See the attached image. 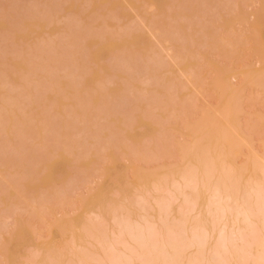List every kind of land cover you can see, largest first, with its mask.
<instances>
[{"label":"rangeland","instance_id":"374dc122","mask_svg":"<svg viewBox=\"0 0 264 264\" xmlns=\"http://www.w3.org/2000/svg\"><path fill=\"white\" fill-rule=\"evenodd\" d=\"M181 1L182 0H0V58L3 56L2 60H0V115H2L1 117L5 115L4 119H6V117L9 115L8 119H10V121L6 119L7 121L5 122V120L0 117L3 120L2 122L0 119V127H3L2 130H0L2 138L0 141V264H23L24 260L26 258L28 259L29 257L36 258H34L36 260L34 264H37L36 262L38 261H40V264H43L41 261L46 257V261L44 260V263L50 264L51 261H49L50 259L48 260L47 258L52 256H54L52 257L54 258V264H65L66 259L68 257L69 259L72 257L68 254L70 248H78L79 246L77 244L83 243L82 241H78V237L79 239L82 238L84 242L85 240L90 239V237H86V233H84L80 226L83 223L86 225L92 219L95 221L99 220V215L97 214L99 212V214L101 213L107 216L108 221L111 223V227L114 223H112L113 220H110L112 218L110 206L113 205V202L114 205L122 203H118L119 199L120 201H124L123 197H126L127 195V198L124 197L125 201H129L128 197L132 196L133 194V196L136 194L137 201L138 192L135 191L132 193L136 188H138V191H140L139 193L143 191L142 189L145 191L146 187V190L149 188V191L146 192V195L143 191V194L148 196L149 199H144H148V202H150L149 204H152L148 205L152 206L150 207L151 209H148V213L153 214L154 218L153 216L150 217L155 221H158L159 218L157 220L156 212L159 213V208L156 206V203L154 206L153 202L154 200L156 201V194L154 195V193L159 190V185H157V183H161L162 181H154L158 175H153L150 172L149 174L147 173L150 168H154V171L157 174L164 175L165 172L169 173L168 177L170 178L173 174L171 173L170 176V169H175L177 171V165L179 170L182 169L183 166H179L183 165L186 159L181 161L180 156L182 153L179 152L180 145L178 146L179 142L176 143V141L178 140L182 143H186V141L191 142V137H188L189 135H185L190 133L188 131L189 129L186 130V128L189 124H191V122L193 123L194 118L197 119L198 116L201 117L200 115L204 114L202 113L205 112L203 111L202 106L209 104L210 108L211 105L217 104L216 107L218 108V102L220 99H218V97H220V93L222 94V92H220L219 89L217 90L219 87L216 86V82L213 81L212 83L211 81L213 78L219 75L218 73V75L215 76V74H217L214 72L216 68V71L223 72V74H220L223 79L221 80L224 81V84L226 82L227 85L229 84L230 86V88H226V90L228 89L227 91L225 90L227 97H230L228 94L230 95V91L232 93V90L236 85L240 84V86H237L238 89L239 87L242 89V85L245 86L243 87L245 89L244 91H242L243 89L239 90L240 93L242 91L241 96L239 95L241 97V104L239 103V105L240 108L241 106L243 107V112H240L242 115L237 112V115L242 117H238L239 121H237L235 119V116L237 117V115L235 114V116H232L233 114H231L227 117V119L220 115V111L218 116L220 115L219 120H221V125H226L225 127H228L227 130H230L231 128V131L233 130L231 132L233 133V137H236L234 134L237 132L240 137H244L245 134L243 136L242 134L245 132L247 133L245 136L247 138H244L247 141H249L248 137L251 138L250 143H253L252 145L254 147L251 144L250 147L254 148L255 150L250 149L248 146L249 149L246 151L248 147L240 146L241 149H243V147L246 148L245 150H241L242 154L245 151L246 152L244 154L250 152V154H248L250 159L256 154L258 155L257 157L262 156L258 153L259 151L264 153V124H262V122L264 123V120L262 119V121L260 119L261 122L259 121V117H257L256 113L260 111H256L262 109L261 114L264 111V106H259L264 105L262 102L264 101V92H260L261 90L263 91L259 85L261 83H257L260 87V89H258L259 87L257 84L254 86V81L250 84V81L246 82L247 80L244 78L246 84L251 85L248 87L244 81H242L243 83H240L239 80L243 78L242 74H245L246 71L248 72L249 69V76L247 77L249 78L248 80H250V76H252V74V78H254L260 70L259 76H261V72L264 69V61L262 63L259 62L264 58L257 60L258 56L256 58V54L253 51V48L257 49L259 47L264 52V0H240V2L239 0H234L235 2L233 0H212V2L211 0H207L208 2L206 0H189L191 3L186 1L188 4L194 5H188L186 2H184L185 0H183L182 3H186L187 6L184 4L182 5ZM197 3L199 4L197 5ZM26 4H29L30 7L28 6L27 8ZM19 6L21 9L18 8ZM181 6L182 8L184 6V8L182 9ZM189 6L192 9L194 7L193 12L189 11L191 9L188 10ZM195 6H197V8ZM186 8L188 13L186 12ZM170 10L171 13H168ZM46 11L49 13V16L46 15L48 14ZM44 12H46V14ZM194 12H197V14H194ZM29 13H31V16ZM166 13L168 15H166ZM190 13L192 15L194 14V17H191L192 15ZM24 15L27 16L24 17ZM262 15L263 18L261 17ZM171 16L174 17L171 18ZM183 16L184 18L186 16V21L183 20ZM27 17L29 18L27 19ZM165 17L171 22H169ZM174 18L175 20L177 19V23H175L173 20ZM222 19L225 21H222ZM187 20H190L191 23ZM172 21L175 23V25H172L174 24ZM232 21L235 22H233L234 25L232 24ZM14 22H16V24H14ZM154 22H156V24H166H159L154 27ZM167 22L171 26L168 25ZM183 24L185 25V28H183ZM229 24L230 26H228ZM165 25L166 27L170 26L171 29H174L172 27H175L174 32L179 31L181 32V35L185 33L184 36L182 35L184 38L181 39L180 35L177 37L175 36V41L179 38L180 39L176 42L174 41V43L171 36H174L176 33L173 31L170 32L171 29H166V27H164ZM177 25L182 27L178 28ZM186 25L189 26L188 29ZM156 27H158V31L164 28L163 31H160L163 33H161L163 36L164 33L166 34L169 31L166 35L167 37L165 36L166 41L163 39L165 37L162 35L159 36L160 33L157 30H154ZM179 29L184 30L180 31ZM253 29H255L257 35L260 36L259 39L261 38V41H258L257 38L256 40L261 44L256 43L255 45V42L253 41L255 39L252 37L253 32L255 31H253ZM179 32L177 34H180ZM258 32L260 34H258ZM171 33L174 35H170ZM188 34L190 37H188ZM161 36L163 38H159ZM247 36L250 37L248 38ZM160 39L161 41L163 39L165 43L163 41V43L158 42V44L160 43L158 45L157 41ZM153 44L155 49L152 48ZM161 44H163V47H165L163 48ZM123 45H125V47H123ZM121 46L122 48L120 49ZM138 46L140 47L138 48ZM149 47H151V49ZM180 49H182V51ZM89 53H92L91 56H89ZM259 54L261 53L258 52L257 55ZM151 55L153 61L150 59ZM153 55H155V57ZM153 58H158V61L160 60L162 62H159L158 65L157 59H155V62H157L155 65H157V67L155 68L154 66V69L151 70V66L153 67L152 64H154ZM149 59L151 61H149ZM117 60L119 64L116 62ZM251 62L255 65L251 66L252 64H250V66L246 67ZM109 63L114 64L116 69H118V65V67H122V70H129H127L125 73H122L121 69L117 71L115 68L111 67L112 65ZM148 65H151L150 68ZM243 65H245L244 68H242ZM90 66L93 67V69H91ZM94 66L97 67V69ZM223 66H229L231 70L227 71L229 68L227 70H223L226 69ZM239 66L241 68H239ZM86 68L89 71L91 69L92 73L88 75L90 72L87 70L86 73H89H87V76L84 77L80 73L81 71L85 72ZM234 68H237V70ZM110 69L111 71H109ZM100 71L103 73L100 74ZM105 72L106 74H104ZM239 72L242 73V76L239 75ZM111 73L112 75L114 73L117 76H111ZM236 73H238V75ZM231 74H234V76ZM151 75L152 77L149 78ZM239 76L242 78L240 79ZM124 77L125 80L122 79ZM128 77H132V79L134 81L136 80V82H132V79L130 80ZM226 77H228V80ZM17 78L20 79V84L18 83ZM83 78L87 79V81L84 79V84L80 83V81L84 82V80H82ZM262 78V81H264V76ZM12 80L16 82H13ZM96 80H100L98 83L99 85L97 84L99 87L96 85ZM126 80L128 82H125ZM11 81L12 85L14 84V87H12ZM130 81L134 85L131 83L129 87ZM232 82H235L233 83L235 86H231L233 85L231 84ZM16 83H18L17 86H15ZM70 83L73 87L74 85L77 87L78 83H80V85L82 84L81 89L78 90L80 92L77 91V93H79L78 97H80L85 92V89H87L86 92L87 94L89 93L91 95V98H89V95V97H86L85 93L83 94L84 97H82V95L81 98H78L77 94H74L76 91L74 92L72 87V90L70 87H67L70 86ZM90 84L91 86H89ZM80 85L77 87V89L80 87ZM132 85L133 88L131 87ZM213 85H215L217 88H215ZM87 87H89V89ZM91 87L99 89L102 91V94H105L106 96H103L99 90L95 89L97 90V94L95 97H93L92 94L95 91L91 92ZM238 89H234L233 91L239 92L237 91ZM9 91L11 92L7 95ZM107 91H109V93ZM147 91L150 92L148 93ZM98 93H100V95L103 97L102 100V97H98ZM139 94L141 95V99ZM9 95L12 97L9 98ZM120 95L122 97H120ZM233 95L231 94V97ZM67 96L70 98H66ZM224 96L223 98L226 99V96ZM83 98L88 99L83 100ZM237 98L234 97V100ZM91 99H93L92 104L91 101L90 103L85 102ZM117 99H123L121 100L122 108L119 107L121 106L120 100ZM125 99L127 102H124ZM224 99L222 102H224ZM98 100H101V102L99 101L100 104L98 103L99 105L97 104ZM231 100L229 101L230 103ZM82 101H84L86 104H82ZM222 102L220 105L223 104ZM139 103H141V106ZM146 103H148V109H150L149 112L153 114L152 117L154 122L153 119L151 121L150 117H148L150 116L148 115L150 113L145 111L147 108L145 107ZM225 103L226 105H230L227 102ZM130 104L131 106L137 104V106H135L137 108L138 105L140 106V108H136L137 111L134 113V115L130 114V118H134L133 116H135V114L138 115L144 110L145 112H143L147 114H144V116L146 119L149 118V120H146L145 118L143 119V116L140 114L136 117V123L135 121L132 122V118H128L130 112H127L130 110V108H134L133 110H135V107L132 108ZM125 105H129L130 108ZM143 105L145 106L142 109ZM206 105L204 108L207 107ZM6 109L12 110L13 112L11 111V114H9V111L7 112ZM215 109L216 108L214 105V110ZM207 110L210 111L209 113L206 111L207 114H204V116L206 118L209 114L208 119L211 120L217 115L220 108L218 110L216 109L217 112L213 110V107L212 109L210 108ZM248 113L251 115L249 116ZM125 114L128 116H125ZM65 115L70 119L67 121L71 122L70 125L67 124L68 126L65 125L67 121H64V125H62V121L67 118ZM122 115H124L123 119H130L132 122L131 126H129L130 123L128 125L124 123L121 125L122 122L127 121V119L122 120ZM212 115L214 116L211 117ZM260 115L258 114V116ZM255 116L257 118H255ZM12 117L14 122L12 121ZM217 118H215V120ZM223 118L227 119L226 122H228V120L229 122L226 123ZM260 118L262 117L260 116ZM111 120H117V123L116 121H114V123ZM250 120L253 121L255 126ZM236 121L239 122L237 125L240 124V128L236 126ZM20 122H24V124L21 125ZM195 122L197 123L196 120ZM248 122H251L254 128ZM259 122L261 124H259ZM187 123L189 124L187 125ZM123 125H127L128 127L133 126V130L131 131L129 128H125ZM186 125L187 127L185 128L184 126ZM197 125H193V127L195 126L196 128ZM232 125L236 126L238 130L237 132L233 129L235 126L232 127ZM244 125H248L247 128ZM15 126H17L22 131V133L26 135V137L22 140L19 138V135L23 136V134H18L17 131L19 129H17ZM115 126H118V128L121 130L126 129V132L125 130L124 132L119 130L121 132L120 135L117 127ZM12 127H14V130L11 129ZM191 127L192 126H190V129ZM238 128H243L242 134L239 132ZM248 128L250 131H247L249 130ZM157 129H159V132H157L158 136L155 135ZM40 131L43 133V135H45L44 139H41L40 135L42 134ZM194 131H196V129ZM122 133H124V135L126 134L127 138L123 136L125 139H127L126 141H124L125 139L121 137ZM182 133L184 134L182 135ZM65 134L70 135L66 136ZM190 134L195 136V133ZM196 134V136L200 135L198 132ZM29 135L32 136L29 137ZM159 135L160 139L158 138ZM161 136L165 137L164 141V137L161 138ZM129 138L132 140L130 141ZM156 138H158V140ZM155 139L160 141L158 143H162V146L159 145L157 147L156 145L158 144ZM195 139L196 137L193 141H195ZM235 139H237V137ZM165 140L166 144H170L167 148H164L166 147ZM246 140L244 141L247 142ZM261 140H263V143ZM134 141L135 143L137 141L138 145L136 143V146H133L135 145ZM142 141H144V145L142 144ZM213 141L211 140V142L208 143L210 144L209 147L211 149L214 146L212 145ZM130 142H133L134 144ZM245 142L242 144L247 146L248 142L247 145ZM182 143L180 144L182 145ZM201 143L203 144L205 141L202 140ZM140 144L143 145V148ZM152 144H155L156 148L155 146L153 147ZM217 145H219V141H217ZM33 147L35 148V153H33L34 149H29ZM206 147L209 148L207 145L205 148ZM151 148H155V150L152 151ZM182 148L183 147H181V149ZM224 148L227 150L226 145ZM17 150L20 151L18 152ZM251 150L253 153L257 150L258 153L256 151V154L254 155ZM5 151L7 152L5 153ZM115 152L117 154H115ZM32 153L34 155L37 154V156L35 155L36 157H40V153H43V157H40L43 160L48 157L46 159L48 162H46V164H44L45 162L43 163L45 167L47 164L49 165L46 167L47 171H44V173L41 171L40 168L44 167L43 164V167H37L40 170L39 172L43 173H39V175L42 174L40 176H38V170H34L35 167L30 165L32 167L29 169V166H26L28 161L27 159H29ZM241 153H239L240 158L242 157ZM34 155L32 156L34 157ZM182 155H184V153ZM243 157L247 158L248 156L243 155ZM229 158L230 162H233V164L237 165V167L243 163L240 160L245 159L237 158V161L234 162L232 161L234 158ZM33 159H36L37 162L39 160V158H31V160ZM177 159H180V162H177L178 164L175 165L176 167H169V170L165 167L164 169L162 166L161 167L163 169L158 167L161 163L166 164L170 162L172 164V162ZM187 159H190L193 164L198 165L195 160V156L189 155ZM250 159L247 158L245 160ZM165 160H167V162ZM245 160L244 162H246ZM30 162L31 161L29 160V163ZM181 162L183 163L180 164ZM34 163L36 165V162ZM247 164L249 165L250 162ZM37 165H39V163ZM85 165L86 167H83ZM45 167L43 170L46 169ZM144 168H149V170L147 169L148 171L146 172L143 170ZM247 168L248 170H246L245 173L243 171V179H246L248 174L251 175L250 178L253 175L257 176L256 172L253 173L254 171H252L251 166H248ZM31 170L32 172L33 170L37 172V174L36 172L34 173L38 178L40 177V181H38L39 183L37 182L34 184V180L32 181L33 184L28 183H31V180L29 181L27 179L32 176L36 177L34 175L31 176ZM55 173H57V175H55ZM167 175H165V177ZM139 177L141 178L139 179ZM174 177L177 179L178 174H176ZM252 178L255 177L253 176ZM52 180H54V183L50 182ZM116 180H118V182ZM151 180L157 182L155 183L157 185V190L154 192H150V187L153 185ZM177 180L178 181L176 185H179L180 183L182 190L181 188L179 189L177 186H175L177 188L176 190L172 184L174 189H171L175 191L173 192L175 193V196L178 189L181 192L184 190H189V188L183 190V186L185 187V184L184 181H181L182 179L180 180V176ZM126 182L130 184H127ZM50 183L51 185H49ZM163 183L165 184L166 181ZM167 183L168 186H170L171 180H169ZM46 184H48V186ZM155 184L153 185L154 187ZM24 185L28 186V189H30L29 187L32 189L34 185L36 186L32 191H27L28 189L24 187ZM37 185L38 187L40 185V188L37 189ZM134 185L136 188H134ZM168 186L167 188H169ZM153 189L154 188H152V190ZM162 190L157 192V195L160 193L159 196H161V194H163L161 193ZM166 190L169 191V189ZM180 191H178L177 194L181 193ZM169 192L171 194L172 191L170 190ZM169 192H167V194ZM119 193L120 195H118ZM149 194L155 196L154 200L152 199V195V198H150ZM208 194L209 193L207 192L201 197V202L203 201L204 203L201 205L200 210H198V206L197 211L193 210L190 212V215H195L193 213L197 214V212L201 211L202 214L200 216L202 218H210L209 214L206 213V210L204 209L205 203L208 202L207 198H209L208 196L210 195ZM141 195L142 193L139 195V198L140 201L143 202V198L141 200ZM133 196L131 198H133ZM175 196H173V198H175L176 202V199L178 198ZM84 197H86L85 200L83 199ZM134 198L132 201L135 203ZM181 198L182 197H180V200ZM125 201L124 203L127 207L124 206V203H122L124 209L126 208V211L133 209L131 210V215L135 218V220L139 221L141 218H143L142 220L145 219L144 217L146 214H148L147 212L144 213V217L140 218L139 215L143 216L142 212L144 210H142V212L140 210V214L136 211L137 209H135V206L132 208V204L130 206V204H127L128 201ZM178 201L176 203L173 202L175 209ZM107 202H109V204L112 202V204L108 206ZM137 203L140 202L137 201L135 205H138ZM97 205L98 207H96ZM177 210L180 209H176L175 212H177ZM90 211L93 213H90ZM136 214L139 215L137 216ZM85 215L86 220L88 218L87 221L85 220ZM96 215H98L97 219L95 217ZM177 216L179 215L177 214ZM241 217L242 216H239L238 218ZM147 218L149 219V216H147ZM227 219L228 222L224 221V223H227L228 228H226L229 229V225L231 224L232 220L234 219L236 222L237 218L231 216V219L230 217ZM69 220L70 222L72 221V228L71 226H68L70 225V223H67ZM26 222H28V225ZM63 222L66 223V226ZM143 222H145V220ZM143 222L141 221L142 224H144ZM61 223H63L65 226V230L64 226L61 227ZM59 227L60 229L62 228L64 233L58 229ZM78 229L79 231H77ZM17 236L19 238H16ZM72 239L74 243L72 242ZM92 240L86 242V244L90 247L92 246ZM83 244L86 245L85 243ZM28 246L32 247L28 248ZM46 251L48 252L46 253ZM26 253L27 255L30 254V256L25 257ZM47 254L50 256L48 257ZM30 259L29 262L31 263ZM26 260L25 264L28 263Z\"/></svg>","mask_w":264,"mask_h":264},{"label":"bare ground","instance_id":"6f19581e","mask_svg":"<svg viewBox=\"0 0 264 264\" xmlns=\"http://www.w3.org/2000/svg\"><path fill=\"white\" fill-rule=\"evenodd\" d=\"M183 1V0H182ZM182 1H181V4L183 5H186L187 6V4H188V2H186V1H189V0H185L184 2H186V3H182ZM203 1V0H202ZM207 1V0H206ZM208 1H210V0H208ZM207 1V2H208ZM215 1V0H214ZM234 1V0H233ZM30 2V1H29ZM190 3H191V1H189ZM192 2H194V1H192ZM205 2V1H204ZM211 2H212V0H211ZM235 2V1H234ZM239 2H240V0H239ZM196 4V3H195ZM199 3H197V5H198ZM27 5V4H26ZM188 5H194V4H188ZM212 5V4H211ZM17 6V5H16ZM22 6V5H21ZM28 6H29V4L27 5V8H28ZM26 7V6H25ZM30 7V6H29ZM32 7V6H31ZM191 7H193V6H191ZM196 8H197V6H195ZM201 7V6H200ZM200 7H198L199 9H201ZM205 7V6H204ZM18 8H20L21 9V7L19 6ZM23 8V7H22ZM172 8V7H171ZM181 8H182V6H181ZM180 8V9H181ZM183 8H184V6H183ZM182 8V9H183ZM195 8V9H196ZM19 9V10H20ZM189 9H191V10H189ZM193 9H194V7H193ZM193 9L192 8H190V6L188 7V10L190 11V12H193ZM203 9V8H202ZM185 10V9H184ZM198 10V9H197ZM168 11V10H167ZM167 11H165V12H167ZM173 11V10H172ZM196 11V10H195ZM204 11V10H203ZM209 11V10H208ZM26 12H28V11H26ZM47 12V11H46ZM46 12H44L45 14H46ZM186 12H187V8H186ZM43 13V14H44ZM48 13V12H47ZM168 13H171V10H170V12H168ZM188 13V12H187ZM191 14V13H190ZM194 14H197V12L195 13L194 12ZM193 14V15H194ZM27 15H28V13H27ZM26 15V16H27ZM29 15L31 16V13H29ZM46 15H48L49 16V13L48 14H46ZM166 15H168L167 13H166ZM187 15V14H186ZM192 15V14H191ZM191 16V17H194V16ZM25 15H24V17H26ZM29 16V17H30ZM195 16H197V15H195ZM29 17H27V19L29 18ZM174 17V16H173ZM172 16H171V18H173ZM190 17V16H189ZM262 18H263V15L261 16ZM166 18V17H165ZM183 18H184V16H183ZM182 18V19H183ZM185 18H186V16H185ZM185 18L183 19L184 21H186L185 20ZM25 19V18H24ZM26 19V20H27ZM164 19V18H163ZM167 19V18H166ZM165 19V20H166ZM187 19H188V17H187ZM190 19V18H189ZM195 19V18H194ZM229 19V18H228ZM233 19V18H232ZM161 20V19H160ZM159 20V21H160ZM168 20V19H167ZM166 20V21H167ZM174 21H175V23H177V19L175 20V18L173 19ZM191 20H193V19H191ZM263 20V19H262ZM169 21V20H168ZM187 21H190V20H187ZM222 21H225V20H223L222 19ZM24 22V21H23ZM161 22V21H160ZM169 22H171V21H169ZM173 22V21H172ZM234 21H232V24L234 25V23H233ZM157 23H158V21H157ZM174 23V22H173ZM175 23L174 24H172V25H175ZM190 23H191V21H190ZM225 23V22H224ZM223 23V24H224ZM14 24H16V22H14ZM22 24H24V23H22ZM87 24H89V23H87ZM155 24V25H154ZM159 24H161V23H159ZM159 24H156V22H154L153 23V26L155 27L156 25H159ZM164 24H166V23H163V24H161V25H164ZM167 24H168V22H167ZM230 24H231V22H230ZM230 24L228 25V26H230ZM25 25V24H24ZM168 25H170V24H168ZM180 25V24H179ZM179 25H177L178 26V28L180 27H182V26H179ZM71 26V25H70ZM171 26V25H170ZM170 26L168 27H166V25L164 26V27H166V29H169L170 28ZM176 26V27H177ZM191 26V25H190ZM232 26V25H231ZM186 27H187V29L189 28V26H187L186 25ZM234 27V26H233ZM158 27H156V29H154L155 31L157 30H159V29H157ZM159 28H160V26H159ZM172 28H174L175 29V27H172ZM183 28H185V25L183 24ZM231 28V27H230ZM171 29V28H170ZM174 29H171L170 30V32H174ZM255 29H257V28H255ZM255 29H253V31L255 30ZM4 30V29H3ZM5 30H6V28H5ZM164 30V28L163 29H161L160 31H163ZM180 31H183L182 29H179ZM228 30H229V28H228ZM160 31H158L157 33L159 34V36L160 35H162L163 33L162 32H160ZM166 31V30H165ZM178 31V30H177ZM231 31V30H230ZM13 32V31H12ZM68 32V31H67ZM70 32V31H69ZM169 32V31H168ZM167 32V33H168ZM179 32V31H178ZM178 32H174V33H176L175 35L173 34V33H171L170 35H174V36H171V38H172V40H173V42L175 41V39L176 38H174L175 36L177 37V36H179L180 35V37H181V39L182 38H184V37H182V35L184 36V34H182L181 35V32H179L180 34H177ZM251 32V31H250ZM63 33V32H62ZM162 33V34H161ZM167 33L165 34L164 33V36L163 37H165L166 35H167ZM254 33H255V36H254ZM13 34H14V32H13ZM69 34V33H68ZM81 34V33H80ZM210 34H211V32H210ZM210 34H208V35H210ZM258 34H260L259 32H258ZM70 35V34H69ZM212 35V34H211ZM230 35V34H229ZM252 35V34H251ZM11 36V35H10ZM159 37V38H163V37ZM167 37V36H166ZM166 37L165 38H163V39H165V41H166ZM169 37V36H168ZM188 37H190L189 36V34H188ZM220 37V36H219ZM248 38L250 37V36H247ZM246 37V38H247ZM252 37H254L253 39H255V40H253L254 42H255V45H256V43L257 44H261L260 42H258V41H261L260 39H259V35H257V32H256V30L253 32V35H252ZM158 38V39H159ZM179 38V37H178ZM256 38H257V40H256ZM87 39V38H86ZM157 39V40H158ZM163 39H162V41H163ZM170 39V38H169ZM180 39V38H179ZM179 39H177L176 41H178ZM189 39H191V38H189ZM194 40V39H193ZM250 40V39H249ZM161 41V39L159 40V41H157V44H158V42H162ZM165 41H163L164 43H165ZM167 41H168V39H167ZM175 41V42H176ZM181 41H183V40H181ZM162 42V43H163ZM174 42V43H175ZM188 42V41H187ZM195 42V41H194ZM89 43V42H88ZM167 43V42H166ZM170 43H171V41H170ZM184 43H185V40H184ZM183 43V44H184ZM191 43V42H190ZM160 44V43H159ZM158 44V45H159ZM173 44V43H172ZM187 44V43H186ZM254 44V43H253ZM162 45V47H163V44H161ZM182 45V44H181ZM254 45V46H255ZM118 46H119V44H118ZM150 46H152V45H150ZM180 46V45H179ZM183 46V45H182ZM185 46V45H184ZM190 46V45H189ZM123 47H125V45H123ZM140 46H138V48H139ZM165 47V46H164ZM163 47V48H164ZM181 47V46H180ZM186 47V46H185ZM184 47V48H185ZM122 48V46L120 47V49ZM150 49H151V47H149ZM152 48H154L155 49V47H154V44H153V46H152ZM183 48V49H184ZM256 48V47H255ZM153 49V50H154ZM250 49H251V47H250ZM261 48H257V49H254L253 48V51L255 52V56H256V58H257V56H258V59L257 60H261V59H263L264 57V54H262V53H264L263 51H262V49L260 50ZM264 49V48H263ZM138 50V49H137ZM152 50V51H153ZM161 50L163 51V49L161 48ZM160 50V51H161ZM165 50V49H164ZM179 50V49H178ZM181 51H182V49H180ZM188 50V49H187ZM190 50V49H189ZM256 50V51H255ZM150 51V50H149ZM159 51V52H160ZM90 52H92V51H90ZM189 52V51H188ZM254 52H252V53H254ZM258 52H260L261 54H262V56H261V54H259V55H257L258 54ZM150 53H151V51H150ZM91 54L92 53H89V56H91ZM156 54H157V52H156ZM154 57H155V55H153ZM260 56V57H259ZM262 57V58H261ZM2 58H3V56L0 58V60H2ZM91 59V58H90ZM90 59H89V61H90ZM150 59L152 60V55H151V57H150ZM149 59V61H151ZM154 59V58H153ZM155 59H157V62H158V65H159V62L161 63L162 61H158V58H155ZM154 59V64H152L153 65V67L151 66V70H153L154 69V66H155V68L157 67V65H155V64H157V62H155L156 60ZM160 59V58H159ZM12 60H14V59H12ZM153 61V60H152ZM264 61V59L263 60H261V61H259L260 63H262ZM91 62H94V61H91ZM117 63H118V60L116 61ZM115 62V63H116ZM259 63V64H260ZM14 64H16V63H14ZM110 64V63H109ZM119 64V63H118ZM220 64V63H219ZM246 64H248V63H246ZM250 64H252L251 66H254L255 64H253L252 62L251 63H249L246 67H248V66H250ZM110 65H112L111 67H113V68H115L116 66L114 65V64H110ZM117 65V64H116ZM115 66V67H114ZM121 66V65H120ZM149 66V65H148ZM150 66H149V68H150ZM222 66V65H221ZM20 67V66H19ZM87 67H89V66H87ZM91 67V66H90ZM95 67V66H94ZM223 67H225V66H223ZM245 67V65H243L242 66V68H244ZM23 68V67H22ZM96 69H97V67H95ZM112 68V69H113ZM117 68L118 69H116L117 71L119 70V69H121L122 67H118V65H117ZM125 68V67H124ZM123 68V69H124ZM127 68H128V66H127ZM130 68V67H129ZM132 68V67H131ZM216 68V67H215ZM226 69H223V70H227L228 68V70L227 71H230L231 70V68L228 66V67H225ZM239 68H241L240 66H239ZM90 69V68H89ZM91 69H93V67H91ZM90 69V71L86 68L85 69V72L84 71H81V75L82 76H84V77H86L87 76V73H89L88 75H90L91 73H92V70ZM147 69V68H146ZM235 70H237V68H234ZM28 70V69H27ZM31 70V69H30ZM82 70H84V69H82ZM89 71V72H87L86 73V71ZM101 70V69H100ZM122 70V69H121ZM120 70V71H121ZM127 70H129V69H127ZM126 69H124V70H122L121 72L123 73H125L126 71H127ZM133 70H136V69H133ZM148 70V69H147ZM217 70V68L214 70V72L215 73H217V74H215V76H217L218 75V73H219V75L217 76V77H215V78H213L211 81H212V83H213V81L214 82H216L215 84H216V86H218L219 88H217L215 85H213L215 88H217V90L219 89L220 90V92H222V94L220 93V97H218V99L220 98L221 99V101H220V99H219V102H218V108L216 107V105L217 104H214L215 105V108L218 110L219 108H220V110L218 111V113H217V115L214 117V118H212L211 120L210 119H208V115H207V117L205 118V116H204V114H207V113H209V111L210 110H207V109H212V107H213V110H214V105H211L210 106V108H209V104H205L207 107V109L206 108H204V106H202L203 107V111H205V112H202V113H204V114H202V115H200L201 117H199L198 116V118L196 119V118H194V121H193V123L191 122V124H189V123H187V125H188V127H187V125L186 126H184L185 128H186V130H188L190 133H195V136L193 135H191L190 133H188V134H185L186 136H188V137H191V142L194 140V138L196 137V139H197V137H198V139L196 140L195 139V141H193L192 143L190 142V141H186V143H182V142H180V141H176V143H178V146L180 145L181 147H183L182 149H181V147L179 146V152L180 153H184V155H182L181 154V161L183 160H185L184 161V163L183 162H181L180 164H182L183 163V165H180L179 167H182V169H180L179 170V168H178V161L180 160H175V161H173L174 162V164H173V162H172V164L170 163V162H168V163H166L167 165L168 164H170V165H166V164H164V163H161L158 167H165V168H169V167H171V166H175V165H177V169L179 170H171L170 169V176H171V173H173L172 174V176L169 178L168 176H169V173H167V172H165V173H167V174H165L164 173V175L163 174H157L155 171H154V168H150V170H149V168H144L143 170L144 171H148V173L147 174H149V172L150 173H152L153 175H158V177L160 176H163V177H156L155 178V180L154 181H159V180H161L160 182L161 183H157V182H154L153 180H151V183L154 185L155 183H157V185H159V187H158V189L159 190H157L156 189V187H157V185L155 184V187L152 185L150 188H151V190H152V188H154L152 191L150 190V192H154V191H156L157 190V192H160V190H162V188H163V190L162 191H164V192H162L161 191V193H163V194H161V196H159V194L157 195V192H155L154 193V195L156 196V198H155V196H153L152 194H149L150 195V198H152L153 200H154V198L156 199V201L154 200V206H155V203L157 204L156 206L159 208V213H157L156 212V214H157V220H158V218H159V220L158 221H155L153 218H154V215L153 214H149L148 212H149V208L150 207H152V206H148V205H152V204H149L150 202H148L149 200V198H148V196H145L146 195V192L147 191H149V188L146 190V188H145V191H144V189H142L143 191H144V193H145V195L143 194V191L141 192L142 193V195H141V200H142V198H143V202H141L140 201V194L141 193H139L140 191H138V188H136L135 187V185H134V188H136L132 193H134L135 191L136 192H138L137 193V196H138V202H140V203H137L138 205H135V203L137 202L136 201V194H135V196H133V198L135 199V203H134V201H132V199L133 198H131L132 196H129L128 197V199H129V201L128 200H126V201H128V202H131V203H128L127 202V204H130V206H131V204H132V208H134V206L136 207L135 209H137L136 211L137 212H139L140 210H141V212H142V210H144L143 212H142V214H143V216H140L139 214H136L137 216L139 215V217L141 218V217H144L145 215H144V213L145 212H147L148 214H146V216L144 217L145 219V222H143L144 220H142L143 218H141V220H135V218L131 215L132 213H131V210H133V209H129V208H127V209H129V210H125L124 209V206H126V204L124 203V201H125V198H127V196L124 198L123 197V199H124V201L122 200V201H120V199H119V202L118 203H120V202H122V203H124V206H123V204L122 203H120V204H115L114 205V202H113V205L112 206H110L111 208V210H110V212H112V218L110 219L111 221H112V223H114V224H112V226L110 227V225H111V223H110V221H108V219H107V216H105L104 214H99V212L97 213L98 215H96L95 217H96V219H97V216H98V218H99V220H97V221H95V220H93L92 218H90V219H92L91 221H90V219H89V221L90 222H86L87 224L85 225L84 223L80 226L81 227V229L84 231V233H86V237L88 236V237H90V239L89 240H85V242H84V240H82V238H80L79 239V237H78V241H82L83 243H85L86 244V242L87 241H90V240H92L91 241V244H92V246L90 247V246H88L87 244L86 245H84L83 243H78L77 245L79 246L78 248H74V249H72V248H70V250L68 251L69 253V256H72L70 259H69V257L66 259V263L65 264H264V153H261L260 151H259V153H258V151H257V153L258 154H260V155H262L261 157L259 156V157H257L258 155L256 154V151L253 153L252 152V150H251V152L256 156H254V157H252L251 159H250V156L248 155V154H250V152H248V153H246V154H244L246 151H248V149H249V147H250V144L252 145L253 143H250V137H248L249 138V141H247L245 138H247V137H245L246 136V134L247 133H243L242 134V132H243V128H241V129H239L241 126H240V124L239 125H237L239 122H237V121H239L238 119V117H242V116H240V115H237L238 113H240V112H243V107L241 106V108H240V105H239V103L241 104V101H240V99H241V93H242V91H244L245 89L243 88V87H245L244 85H242L243 87H242V89H241V87H239V89H238V87L237 86H240V84L239 85H236L235 86V84H233V83H235V82H232L231 84H233V85H231V86H235V90L236 89H238L237 91H239V90H242L241 91V93H240V91L239 92H236V91H233L232 90V93H231V91H230V95L228 94V96H230L231 97V94L233 95V93H234V97L235 98H237V99H235L234 100V97L232 96L231 98H232V100H231V98L230 97H227V95L225 94L226 93V91L228 90H226V88H230V86H229V84L227 85V83L225 82V84H224V81H222L223 79H222V76H221V74H223V72H218V71H216ZM220 70V69H219ZM109 71H111V69L109 70ZM114 71V70H113ZM116 71V72H117ZM234 71V70H233ZM249 71H250V69H249ZM249 71L247 72L246 71V73L245 72H243V73H245L246 74V77H245V74H242L241 72H239V75L240 76H242L241 78H240V76H239V78L241 79V80H239L240 81V83L242 82V81H244V83L246 84V82H249L250 81V84L251 83H253V81H254V86H256L255 84H257V83H261V84H259L260 85V87H261V89H263V91L261 90L260 92H264V81H262V77L264 76V69H263V71L261 72L262 74H263V76H262V74H261V76H259L260 75V71L255 75V77L254 78H252L253 77V74H252V76H250V80H248L249 78H247L248 76H249ZM258 71V70H257ZM256 71V72H257ZM120 72V73H121ZM252 72V71H251ZM254 72V71H253ZM84 75H83V74ZM103 73V72H102ZM101 73V71H100V74H102ZM221 73V74H220ZM104 74H106V72L104 73ZM108 74V73H107ZM235 74V73H234ZM234 74L232 75V76H234ZM237 75H238V73H236ZM242 74V75H241ZM254 74H255V72H254ZM109 75V74H108ZM113 75H115V76H117L116 74H114L113 73ZM112 75V73H111V76H113ZM15 76V75H14ZM81 76V77H82ZM101 76V75H100ZM127 76V75H126ZM220 76H221V78H220ZM232 76H230L231 78H233ZM257 76V77H256ZM80 77V78H81ZM122 77V76H121ZM152 77V75L149 77V78H151ZM237 77V76H236ZM129 78V77H128ZM228 77H226V79H227ZM238 78V77H237ZM247 80L246 82H245V79ZM252 78V79H251ZM258 80H257V79ZM18 79V78H17ZM85 78H83L82 80H84ZM123 80H125V77L124 78H122ZM127 79V78H126ZM130 80L132 79V77H130L129 78ZM128 79V80H129ZM222 79V80H221ZM259 79H260V81H259ZM86 81H87V79H85ZM85 80H84V82H81L80 81V83H85ZM94 80V79H93ZM101 80V79H100ZM100 80H96V85L99 83V81ZM219 80H221V81H219ZM228 80V79H227ZM13 81V80H12ZM12 81H11V85H12ZM18 81V83H19V81H20V79H18L17 80ZM132 82H136V80L134 81L133 79L131 80ZM129 82V87H130V85H131V83L132 82ZM252 81V82H251ZM13 82H16V81H13ZM95 82V81H94ZM125 82H128L127 80L125 81ZM125 82H122V83H125ZM231 82V81H230ZM18 83H16V85L15 86H17V84ZM80 83H78V86L80 85ZM92 83V82H91ZM239 83V82H238ZM238 83H236V84H238ZM243 83V82H242ZM20 84V83H19ZM67 84H69V83H67ZM95 84V83H94ZM93 84V85H94ZM133 84V83H132ZM210 84H211V82H210ZM223 84V85H222ZM248 85V84H246V86H251V85ZM72 84L70 83V86H67L68 88L70 87H72L73 88V91L75 92L76 91V93H74L75 95L77 94V97H78V94L79 93H77V91L78 90H80L81 89V87H82V84L80 85V87L77 89V87H75V85H74V87L73 86H71ZM96 85H94V86H96ZM99 85V84H98ZM97 85V87H99ZM134 85V84H133ZM133 85L131 86L132 88H133ZM258 85V84H257ZM259 85H258V87H259ZM84 86V85H83ZM89 86H91V84L89 85ZM253 86V85H252ZM12 87H14V84L12 85ZM125 87V86H124ZM123 87V88H124ZM135 87V86H134ZM260 87L258 88V89H260ZM72 88H71V90H72ZM86 88V87H85ZM88 89H89V87H87ZM122 88V89H123ZM132 88H131V90H132ZM213 88V87H212ZM222 90H221V89ZM254 88V87H253ZM93 89V90H92ZM95 89H97V88H92L91 87V92L92 91H97V90H99V89H97V90H95ZM127 89V88H126ZM137 89V88H136ZM9 90H11V89H9ZM12 90H13V88H12ZM86 90L87 89H85V95H86V97L88 96L89 98H91V95L88 93L87 94V92H86ZM125 90V89H124ZM130 90V89H129ZM130 90V91H131ZM134 90V89H133ZM214 90V89H213ZM217 90H216V92H217ZM226 90V91H225ZM256 90V89H255ZM67 91V90H66ZM84 91V90H83ZM89 91V90H88ZM100 91V90H99ZM154 91V90H153ZM215 91V90H214ZM258 91V90H257ZM11 91H9L8 93H7V95L10 93ZM78 92H80V91H78ZM82 92V91H81ZM90 92V91H89ZM93 93L92 94V96L93 97H95V95L97 94V92L96 93ZM101 92V94H102V91H100ZM108 93H109V91H107ZM120 92H121V90H120ZM146 92V91H145ZM148 93L150 92V91H147ZM83 93V94H84ZM154 93V92H153ZM163 93V92H162ZM223 93H224V95L226 96V99H224L223 98ZM237 93H238V95H237ZM6 94V93H5ZM69 94V93H68ZM82 94V93H81ZM80 94V95H81ZM82 94V95H83ZM110 94H111V92H110ZM122 94V93H121ZM263 94V93H262ZM261 94V95H262ZM70 95V94H69ZM68 95V96H69ZM79 95V96H80ZM81 95V96H82ZM100 93H98V97L99 98H101L102 96L100 95ZM103 95V94H102ZM114 95V94H113ZM119 95V94H118ZM124 95V94H123ZM146 95V94H145ZM148 95V94H147ZM240 95V96H239ZM259 95V94H258ZM264 95V94H263ZM66 97V98H70V97ZM72 96V95H71ZM81 96L80 97H78V98H81ZM103 96H106L105 94L103 95ZM141 95L139 94V97H140ZM222 96V97H221ZM224 96V97H225ZM9 98L10 97H12L11 95H9L8 96ZM82 97H84V95L82 96ZM85 97V98H86ZM117 97V96H116ZM120 97H122L121 95H120ZM240 97V98H239ZM85 98H83V100L85 99ZM97 98V97H96ZM134 98V97H133ZM228 98H230L229 100H227ZM264 98V97H263ZM88 99V98H87ZM87 99H85V100H87ZM103 99V97L101 98V100ZM116 99V98H115ZM139 99V98H138ZM140 99H141V97H140ZM224 99V102H222V100ZM55 100V99H54ZM93 99H91V100H89V101H85L86 103H90V101H91V104H92V101ZM101 100H98V102H97V104L99 103L100 104V102H101ZM117 100H120V99H117ZM121 100H123V99H121ZM121 100H120V105L121 106H119V107H121L122 108V104H121ZM128 100H130V99H128ZM133 100V99H132ZM131 100V101H132ZM231 100V103L229 102ZM239 100V101H238ZM259 100V99H258ZM262 100V99H261ZM9 101V100H8ZM100 101V102H99ZM104 101V100H103ZM126 101V99L124 100V102ZM236 101H238V102H236ZM123 102V101H122ZM127 102V101H126ZM137 102V101H136ZM221 102L223 103L222 105H220L221 104ZM225 102H227V103H229L230 105H226V103ZM261 102V101H260ZM263 103H264V101H262ZM84 103V101H82V104ZM86 103H84V104H86ZM117 103H118V101H117ZM210 103V102H209ZM225 103V104H224ZM238 103V104H237ZM94 104V103H93ZM98 104V105H99ZM128 104V103H127ZM140 104V106H141V103H139ZM211 104H213V103H211ZM146 105V106H145ZM145 105H143V107H142V109L144 108V106L145 107H147L146 108V110L145 111H150V109H148V103H146ZM225 105V106H224ZM239 105V106H238ZM74 106V105H73ZM95 106H97V105H95ZM125 106H128L129 108H130V106H131V104H130V106L129 105H125ZM135 106H137V104H134V105H132L131 107L133 108V107H135ZM140 106L138 105V108H140ZM149 106H150V102H149ZM222 107V109H223V111H222V109H221V107ZM259 106H264V105H259ZM124 107V106H123ZM137 107H135V110H133V109H131L130 108V110L127 112V113H129V117L128 118H130V114H133L134 115V113L137 111V109H136ZM262 108V107H261ZM264 108V107H263ZM127 109V108H126ZM126 109H125V111H126ZM204 109H206V110H204ZM216 109L214 110L215 112H217L216 111ZM239 109H241V110H239ZM7 110V109H6ZM238 110V111H237ZM262 110V109H261ZM261 110H257L256 112H258V111H260V112H258V113H256L257 114V117H259L258 119H259V121L261 122V120L263 119L264 120V115H263V113H264V111H263V113L261 114ZM264 110V109H263ZM9 111V112H8ZM11 111L12 110H7V112L9 113V114H11ZM133 111V112H132ZM144 111V110H143ZM142 111V113H140L143 117V119L145 118L146 119V117L144 116V112ZM201 111H202V109H201ZM206 111H208L207 113H206ZM222 113H221V112ZM13 112V111H12ZM122 112V111H121ZM147 112V113H148ZM219 112H220V115L222 116V117H225V118H227L228 116H230L231 114H233L232 116H235V114L237 115V117L235 116V119L237 120L236 121V126H238L239 128V132L242 134V136L244 135V137H240L237 133V128H236V126L234 127L233 125H232V127H234L233 129L237 132L236 134H234V136H236L237 137V139H235L236 137H233V133H231L232 131H231V128H230V130H227L228 129V127H225L224 125H221V120H219L220 119V115L218 116V114H219ZM238 112V113H237ZM245 112V111H244ZM123 113V112H122ZM125 113V112H124ZM150 113V112H149ZM254 113H255V111H254ZM140 114H135V116H133L134 118H130L131 119V121L133 122V121H135L136 120V117L137 116H139ZM241 115H242V113H240ZM258 114L262 117V118H260V116H258ZM69 115V114H68ZM127 114H125V116H126ZM145 115H147V114H145ZM148 115H150V116H148V117H150V120L152 121V119H153V117H152V115L153 114H148ZM244 115V114H243ZM248 115H249V113H248ZM251 115V114H250ZM249 115V116H250ZM2 115H0V117H1ZM5 115H3V117H1L2 119H4L5 117H4ZM66 116V115H65ZM124 115H122V120H125V119H127V121H128V123H127V121L126 122H120L121 123V125L124 123V124H129V126H131V121H130V119L128 120V118H125V119H123L124 117H123ZM128 116V115H127ZM160 116V115H159ZM214 115H212L211 117H213ZM67 117V116H66ZM66 117H64V118H66ZM203 117V118H202ZM217 117H219V118H217ZM256 116H255V118H257ZM0 118V119H1ZM9 118V115L6 117V119H8ZM68 118V117H67ZM65 119V120H63L62 121V125H64V121H67V120H70L69 118L68 119ZM115 118H117V117H115ZM205 118V119H204ZM215 118H217L216 120H215ZM225 118H223L224 119V121L226 122L227 121V119H225ZM1 119V120H2ZM6 119H4L5 120V122L7 121ZM12 119H13V117H12ZM74 119H75V117H74ZM118 119V118H117ZM199 119V120H198ZM202 119V120H201ZM261 119V120H260ZM146 120H149V118L148 119H146ZM195 120L197 121V123L195 122ZM241 120V119H240ZM249 120V119H248ZM262 120V121H263ZM8 121H10V119H8ZM13 122H14V119L12 120ZM111 121H116V123H117V120H111ZM121 121V120H120ZM130 121V122H129ZM234 121V120H233ZM251 121V120H250ZM2 122H3V120H2ZM13 122H12V124H13ZM22 122V121H21ZM20 122V123H21ZM153 122H154V119H153ZM228 122H229V120H228ZM228 122H226V123H228ZM252 123H253V121H251ZM249 123L250 125H252V123ZM259 122V124H261ZM0 123H1V121H0ZM70 121H67V123L65 124V125H70ZM115 123V122H114ZM135 123H136V121H135ZM24 124V122L23 123H21V125H23ZM153 124V123H152ZM197 125L196 126V128H195V126L193 127V125ZM242 124V123H241ZM255 124H256V121H255ZM262 124H264L263 122H262ZM61 125V126H62ZM67 125V126H68ZM127 125H123L125 128L127 127V128H129L131 131L133 130L132 129V127H128ZM133 125V124H132ZM154 125V124H153ZM250 125H249V127H250ZM253 125H254V123H253ZM252 125V127L254 128V126ZM190 126H192L191 127V129H192V132H191V129H190ZM228 126H229V124H228ZM230 126H231V124H230ZM245 126V125H244ZM243 126V127H244ZM248 126V125H247ZM247 126H245L246 128H247ZM15 127H17V126H15ZM63 127V126H62ZM115 127H117V130L119 131H122V132H124V130H125V132H126V129H123V130H121L120 128H118V126H115ZM120 127V126H119ZM225 127V128H224ZM262 127V126H261ZM2 126L0 127V130H2ZM14 127H12L11 129L12 130H14L13 129ZM19 128H20V125H19ZM18 127H17V129H19ZM66 128V127H65ZM170 128V127H169ZM251 128V127H250ZM252 128V129H253ZM263 128V127H262ZM17 129H16V131H17ZM196 129V131H194ZM249 129V128H248ZM154 130V129H153ZM159 129H157V131H156V134L155 135H157L158 133L157 132H159L158 131ZM184 130V129H183ZM15 131V132H16ZM119 131V134L121 133ZM185 131V130H184ZM247 131H250V129L249 130H247ZM14 132V131H13ZM41 132V131H40ZM199 133L198 135L199 136H196L197 134L196 133ZM17 133L18 134H23L22 133V131L19 129L18 131H17ZM41 134L42 135H40L41 136V139H44V136L45 135H43V133L41 132ZM184 133H182V135H183ZM66 135V134H65ZM70 134H68V135H66V136H69ZM121 135V134H120ZM152 135H154V134H152ZM184 135V136H185ZM20 136V137H19ZM19 136H17V137H19L21 140L23 139V138H25L26 137V135L25 134H23V136L22 135H19ZM28 136V135H27ZM30 136H32V135H29V137ZM43 136V137H42ZM123 136H125V138H127L126 137V134L124 135V133H122V138H124ZM158 136V135H157ZM248 136V135H247ZM22 137V138H21ZM155 137V136H154ZM164 137V136H163ZM162 136H161V138H163ZM240 137V139L238 140V138ZM124 138V139H125ZM159 139H160V135H159V137H158ZM158 138H156L157 140H158ZM242 138V139H241ZM243 138H244V140H246L247 142H248V145H247V142H245L244 140H243ZM1 134H0V141H1ZM123 139V140H124ZM149 139H150V137H149ZM155 139V140H156ZM164 139H165V137L163 138V141H164ZM219 141V145H217V141ZM127 139H125L124 141H126ZM129 140H130V138H129ZM128 140V141H129ZM132 140V139H131ZM130 140V141H131ZM134 140V139H133ZM156 140V142H157V144L158 145H156L157 147L159 146V145H161L160 143H158V142H160V141H157ZM167 140V139H166ZM166 140H165V145H166V147H164V148H167V147H169L168 145H170V144H166ZM202 140L203 141H205V143H201L202 142ZM211 140L213 141V140H215V141H213V144L212 145H214L213 147H212V149L209 147V145L210 144H208L209 142H211ZM220 140H221V142H220ZM241 140H243V141H241ZM264 140V139H263ZM263 140H261L262 141V143H263ZM3 141V140H2ZM13 141V140H12ZM161 141H162V139H161ZM168 141V140H167ZM138 142H139V140H138ZM155 142V143H156ZM188 142V143H187ZM244 142L246 143V145L247 146H245V145H243L244 144ZM130 143H133V142H130ZM134 143H135V141H134ZM133 143V144H134ZM136 143H137V141H136ZM136 143H135V145H133V146H136ZM144 143V141H142V144ZM175 143V144H176ZM180 143H182V145L180 144ZM223 145H222V144ZM243 143V144H242ZM142 144H140V145H142ZM185 146H184V145ZM187 144H188V146H187ZM191 144V145H190ZM241 144V145H240ZM137 145H138V143H137ZM144 145V144H143ZM143 145H142V148H143ZM153 145V147L155 146V144H152ZM208 146L209 148H205V146ZM226 145V147H227V150H225V148H224V146ZM37 146V145H36ZM156 146H155V148H156ZM162 146V145H161ZM164 146V145H163ZM177 146V147H178ZM188 148H187V147ZM191 146V147H190ZM222 146V147H221ZM242 146H244V147H248L247 148V150L245 151V152H243V154L241 153L242 151L241 150H245L246 148H244L243 147V149H241V147ZM253 146V145H252ZM263 146H264V143H263ZM140 147V146H139ZM176 147V146H175ZM186 147V148H185ZM190 147V148H189ZM254 147V146H253ZM141 148V149H142ZM155 148H151L152 149V151L153 150H155ZM29 149H34L33 150V153H35V148L33 147V148H29ZM150 149V150H151ZM177 149V148H176ZM250 149H254V148H252V147H250ZM3 150V149H2ZM6 150V149H5ZM182 150V151H181ZM255 150V149H254ZM253 150V151H254ZM18 152L20 151V150H17ZM263 151H264V147H263ZM262 151V152H263ZM7 151H5V153H6ZM22 152H23V150H22ZM31 154L30 155V157L31 158H39V160H38V162L36 161V159L34 160H31V158L29 157V159H27L28 161H27V164H26V166L30 169V167H35L34 168V170H38L37 172H38V176H40V175H42L43 173H44V171H47V168L46 167H48L47 165H46V167H45V165L44 164H46V162H48V161H46V159L48 158V157H46L45 158V160H43L42 158H40V157H43V153H40V157H36L37 156V154ZM239 153H241L242 155V159L243 158H245V157H243V155H245V156H248L247 158H249L250 160H245V159H247V158H245L244 160L246 161V162H244V160H240L241 162H243L242 164H238L239 166L237 167V165H235V164H233V162H230V158L229 157H231V158H234V159H232V161H234V162H236L237 161V158L239 159L240 158V154ZM41 154H42V156H41ZM115 154H117L116 152H115ZM32 155H34V157L32 156ZM189 155H193V156H195L196 157V162H197V164L198 165H196V164H193V162H191L190 161V159H187L188 157H189ZM39 156V155H38ZM116 156V155H115ZM118 156H119V154H118ZM238 156V157H237ZM183 157H184V159H183ZM227 158H228V160H227ZM240 158V159H241ZM29 160L31 161L30 163H29ZM42 160V161H41ZM193 160H194V157H193ZM51 161V160H50ZM166 162H167V160H165ZM239 161V160H238ZM252 161V162H251ZM33 162V163H32ZM34 162H36V165L39 163V165H35V163ZM40 162H41V164H40ZM45 162V163H44ZM180 162V161H179ZM240 162V163H241ZM248 162H250V164L248 165L247 163ZM44 163V164H43ZM238 163V162H237ZM236 163V164H237ZM29 164V165H28ZM44 165V167L46 168L45 170H43L44 169V167H43V165ZM30 165H32V166H30ZM185 165V166H184ZM196 165V166H195ZM10 166H12V165H10ZM38 166H41V167H43V168H40L41 169V171H43V173L42 172H39L40 170L38 169L39 167ZM248 166H251V168H252V171H254L253 173H255L256 172V175L257 176H255V175H253L255 178H250V174H248L247 175V178H248V176H249V178L247 179H243V171H244V173H245V171L246 170H248ZM8 167V166H7ZM38 167V168H37ZM83 167H86V165L85 166H83ZM161 167V168H162ZM176 167V166H175ZM162 168V169H163ZM164 168V169H165ZM31 169H33V168H31ZM146 169V170H145ZM157 169V168H156ZM155 169V170H156ZM245 169V170H244ZM33 170V172H32V170H31V176L32 175H34V176H36V174H37V172L36 171H34ZM152 170V171H151ZM169 170V169H168ZM115 171V170H114ZM34 172H36V174L34 173ZM104 172V171H103ZM154 172V173H153ZM39 173H42V174H40L39 175ZM115 174H117V173H115ZM176 174H178V178H179V176H180V180L183 182L184 181V184H185V187L183 186V190L184 189H188L189 188V190H184V191H180L179 189L181 188V190H182V186L180 185V183H179V185H176V183H177V179L174 177ZM55 175H57V173H55ZM113 175V174H112ZM152 175V176H153ZM165 175H167L166 177H165ZM59 176V175H58ZM164 177H165V179H164ZM40 178V177H39ZM37 176L36 177H30L29 179H27V180H31V183L30 182H28L29 184H33L32 183V181L34 182V184L35 183H37L38 181H40V179H39ZM141 177H139V179H140ZM158 178V179H157ZM168 178H169V180H171V183H170V186H168ZM37 179V180H36ZM115 179V178H114ZM147 179V178H146ZM162 179H164V180H162ZM180 180H179V182H180ZM36 181V182H35ZM54 180H52V181H50V182H53ZM114 181V180H113ZM117 182H118V180H116ZM126 181V180H125ZM141 181V180H140ZM154 183H153V182ZM164 181H166V183L164 184L163 182ZM39 183V182H38ZM42 183V182H41ZM54 183V182H53ZM52 183V184H53ZM127 184H130V183H128V182H126ZM164 185H166V186H164ZM172 184H173V186L175 187V186H177L179 189H178V191H180L181 193H179V194H177L178 193V191H176V196H175V193H173V192H175L174 190H172V189H174L173 188V186H172ZM183 184V183H182ZM183 184V185H184ZM47 186H48V184H46ZM49 185H51V183L49 184ZM126 185V184H125ZM139 185V184H138ZM35 186L36 185H34L33 186V188L35 189ZM140 186V185H139ZM167 186L169 187V188H167ZM181 186V187H180ZM24 187H26L27 189H28V186H25L24 185ZM42 187V186H41ZM165 187V188H164ZM30 189H31V187H29ZM33 188L30 190V189H28L27 191H32L33 190ZM38 188H40V185H39V187H38V185H37V189ZM172 188V189H171ZM176 188V187H175ZM115 189V188H114ZM113 189V190H114ZM141 189V188H140ZM139 189V190H140ZM166 189H169V191L171 190L172 192H171V194H170V192L169 191H167ZM117 190V189H116ZM176 190H177V188H176ZM115 191V190H114ZM113 191V192H114ZM89 192H91V191H89ZM112 192V191H111ZM110 192V193H111ZM150 192H148V193H150ZM167 192H169L168 194H167ZM209 193L207 196L209 197V198H207V201L208 202H206L205 203V206H204V209L206 210V213H208L209 214V217L210 218H205V217H201L200 215L202 214V212L201 211H199V212H197V214L196 213H193V214H195V215H190V212H192L193 210H196L197 211V209H198V206H199V209L198 210H200V208H201V205H203V201L201 202V197L204 195V194H206V193ZM118 193V192H117ZM147 193V194H148ZM113 194V193H112ZM125 194V193H124ZM170 194V195H169ZM118 195H120V193L118 194ZM151 195H152V197H151ZM167 195V196H166ZM143 196V197H142ZM157 196H159V197H157ZM171 197V200H170V197ZM173 196H175L176 198H178V199H176V202L178 201V203H179V205H178V203L176 204V209H180V210H177V212H179V213H177V212H175L176 211V209L174 208V203L173 202H175V198H173ZM87 197V196H86ZM86 197H84L83 199L85 200V198ZM117 197V196H116ZM169 199H168V198ZM180 197H182L181 198V200H180ZM131 198V199H130ZM144 198H148V199H144ZM174 199V201H173V199ZM147 200V201H146ZM110 201V200H109ZM125 201V202H126ZM173 201V202H172ZM112 202H111V204H112ZM175 202V203H176ZM111 204H109V202H107V205L109 206V205H111ZM134 204V205H133ZM178 205V206H177ZM137 206H138V208H137ZM153 206V207H154ZM96 207H98V205L96 206ZM95 207V208H96ZM127 207V206H126ZM156 207V208H157ZM178 207V208H177ZM101 208V207H100ZM157 208V209H158ZM151 209V208H150ZM153 209V208H152ZM203 209V210H204ZM100 210V209H99ZM125 210V211H124ZM205 210H204V212H205ZM153 211V210H152ZM85 212V211H84ZM109 212V213H110ZM124 212V213H123ZM126 212V213H125ZM38 213V212H37ZM90 213H93V212H91L90 211ZM140 213V212H139ZM141 214V213H140ZM177 214L179 215V216H177ZM208 214H206V215H208ZM86 215H87V212H86ZM86 215L84 216L85 217V220H86ZM159 215V216H158ZM92 216V215H91ZM135 216V215H134ZM147 216H149V219L147 218ZM153 216V218H151V217ZM231 216H233V217H236L237 219H236V222H235V218L232 220V222H231V224H232V226H231V224L229 225L230 227H229V229H227L228 227H227V223H224V221H227L228 219L227 218H229L230 217V219H231ZM239 216H242L241 218H238ZM88 217H90V216H88ZM93 218H94V216H93ZM120 218V219H119ZM138 218V217H137ZM136 218V219H137ZM140 218H138V219H140ZM95 219V218H94ZM151 219H153V220H151ZM239 219V220H238ZM70 220H72V219H70ZM70 220H69V222H67L68 224L70 223V225H68L69 227L71 226V222L73 221H71L70 222ZM87 220H88V218H87ZM86 220V221H87ZM238 220V221H237ZM141 221L144 223V224H142L141 223ZM194 221V222H193ZM231 221V220H230ZM65 222V221H64ZM63 222V223H64ZM228 222V221H227ZM63 223H61V227L62 226H64L63 225ZM19 224V223H18ZM26 224L28 225V222H26ZM65 224V226H66V223H64ZM222 224V225H221ZM53 225V224H52ZM73 225V224H72ZM59 226H60V224H59ZM65 226H64V230L66 229L65 228ZM73 226H71V228H72ZM227 227V228H226ZM28 228H30V227H28ZM31 229V228H30ZM58 229H60V227L58 228ZM61 231H62V228L60 229ZM73 230V229H72ZM109 230H111V231H109ZM67 231V230H66ZM77 231H79V229L77 230ZM31 232H33V231H31ZM63 232V231H62ZM61 232V233H62ZM71 232V231H70ZM64 233V232H63ZM62 233V234H63ZM72 233V232H71ZM64 235V234H63ZM19 237H20V235H19ZM18 236L16 237V238H19ZM71 238V237H70ZM85 238V237H84ZM92 238V239H91ZM18 240V239H17ZM21 240H22V236H21ZM36 240V239H35ZM66 240V239H65ZM64 240V241H65ZM94 241V242H93ZM72 242H73V239H72ZM65 243V242H64ZM67 243H68V241H67ZM74 243V242H73ZM89 243V242H88ZM74 245V244H73ZM72 245V246H73ZM32 247V246H31ZM30 246H28V248H31ZM64 247V246H63ZM70 247V246H69ZM74 247V246H73ZM194 248V249H193ZM35 249V248H34ZM41 249V248H40ZM61 249H64V248H61ZM59 250V249H58ZM57 250V251H58ZM72 253H71V252ZM75 251V252H74ZM26 252L28 253V251L26 250ZM32 252V251H31ZM30 252V253H31ZM48 251H46V253H47ZM27 253H26V255H25V257L26 256H30V254L29 255H27ZM61 253V252H60ZM70 253H71V255H70ZM36 255V254H35ZM48 255V254H47ZM46 255V256H47ZM21 256V255H20ZM50 255H48V257H49ZM52 256V255H51ZM24 257V258H25ZM52 257H54V256H52ZM52 257H49V258H47L49 261H51L50 262V264H54V258H52ZM21 258V257H20ZM33 260V262H32V260ZM35 258V257H34ZM33 257H29L26 261L28 262V263H26V264H34L35 263V259H34ZM29 259H30V261H31V263L29 262ZM45 259H46V257H45ZM45 259H43L41 262H43V264H45L44 263V260ZM69 259V260H68ZM25 260H24V263L23 264H25ZM68 260V261H67ZM46 261V260H45ZM57 262V261H56ZM22 263V262H21ZM37 264H40V261H38V262H36Z\"/></svg>","mask_w":264,"mask_h":264}]
</instances>
